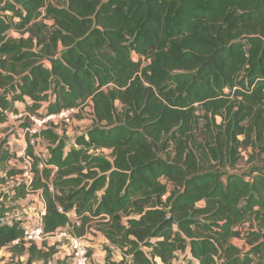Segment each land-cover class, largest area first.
I'll use <instances>...</instances> for the list:
<instances>
[{
  "label": "trees",
  "instance_id": "trees-1",
  "mask_svg": "<svg viewBox=\"0 0 264 264\" xmlns=\"http://www.w3.org/2000/svg\"><path fill=\"white\" fill-rule=\"evenodd\" d=\"M87 100L70 139L24 130L28 167L0 141V201L39 193L43 232L93 228L103 264H264V0H0V123L15 103L41 117ZM2 247L64 264L20 221Z\"/></svg>",
  "mask_w": 264,
  "mask_h": 264
},
{
  "label": "rangeland",
  "instance_id": "rangeland-1",
  "mask_svg": "<svg viewBox=\"0 0 264 264\" xmlns=\"http://www.w3.org/2000/svg\"><path fill=\"white\" fill-rule=\"evenodd\" d=\"M15 33V32H13ZM48 63V61H46ZM15 106L18 108V112L14 113L18 116L17 118H13L9 113L6 114V120L0 123V141H6L4 147H7L10 153H14L16 155L15 158L9 160L8 165L14 168H25L29 163V159L25 158V132L21 127L22 123H30L31 116L34 114L29 113L24 110L23 103H15ZM81 112L79 109V113L73 116L72 124L65 128L66 129V138L70 139L76 132L85 131L91 124L90 119L88 118L89 112L87 109L81 108ZM43 113V108L38 109L35 115H39ZM2 141V142H3ZM34 150L36 153L42 155L46 153V145L45 142H39L34 145ZM21 158V159H20ZM23 158V159H22ZM240 169L244 168V164L241 163L239 165ZM30 177V174H27L23 177L24 180H27ZM36 193H30L25 199L22 200H2L0 201V216L1 217H11L14 213H19L23 218H27L35 216L40 204L39 199L36 197ZM71 217V216H70ZM69 230L71 231L70 227ZM85 235L92 236L91 239L98 246L96 248H88L89 254L93 255V264H103L104 258L102 255H105V245L102 242V238L98 237L95 230L92 228L91 230H86ZM55 235H47L44 240L38 244L41 246L42 243H46L47 246H51L53 248V256L52 259L56 260L57 258L62 259L63 263H68V248L66 246L67 240L65 238L57 239L54 237ZM91 241V242H92ZM236 245L240 246L243 242L239 239H234ZM112 257L115 260H119L121 258V252L117 249H112ZM25 258L14 257L6 247L0 248V264H24ZM54 263V261H52ZM32 264H41L40 262H34Z\"/></svg>",
  "mask_w": 264,
  "mask_h": 264
},
{
  "label": "built area",
  "instance_id": "built-area-1",
  "mask_svg": "<svg viewBox=\"0 0 264 264\" xmlns=\"http://www.w3.org/2000/svg\"><path fill=\"white\" fill-rule=\"evenodd\" d=\"M9 36L11 37H17L18 33H9ZM84 109H87L88 112H90V100H87ZM78 107L74 108H68V109H62L58 113L55 114H49L45 116H31V122L29 123V127L26 128V131L30 135L37 134L42 128H46L47 125H55L63 128H67L72 124L73 116L78 114L79 112ZM13 118H17L20 115L14 114L13 112H7ZM39 142H43L39 137L37 138H31L30 144L32 145L33 149L35 148L34 145L38 144ZM34 153L39 157L40 161L37 165L38 169H42L44 165V159L47 155V150L45 154H38ZM28 158L29 157H25ZM30 163V159H29ZM29 166V165H28ZM27 166V167H28ZM56 170V167H53V171ZM27 174H30L28 171H25L23 174L17 175L13 180H22L23 177ZM30 178V177H29ZM28 178V179H29ZM50 189L52 187L50 186ZM36 197L39 199V208L37 212L35 213V216L33 218L27 217L23 218L19 213H14L11 217H1L0 216V224H11L12 221H20L21 227L23 229V239L27 243H35L39 244L41 243L44 238L47 236L43 232V225H42V215L44 214V203L39 193H36ZM71 216V217H70ZM69 217L73 224L79 225V220L77 217L71 213H69ZM53 235L57 239L65 238L67 240L66 246L68 248V263L66 264H91L92 258L90 257L88 246L84 240V238L78 237L73 235L70 230L69 226H65L64 228L59 229L57 232H55Z\"/></svg>",
  "mask_w": 264,
  "mask_h": 264
},
{
  "label": "crops",
  "instance_id": "crops-1",
  "mask_svg": "<svg viewBox=\"0 0 264 264\" xmlns=\"http://www.w3.org/2000/svg\"><path fill=\"white\" fill-rule=\"evenodd\" d=\"M72 214H74L73 212H72ZM75 215V214H74ZM97 235H98V237H101L102 238V236L99 234V233H96ZM83 238H84V240H85V242H86V244H87V246H88V248H96V246H98L95 242H93L91 239L93 238L92 236H87V235H83L82 236ZM92 241V242H91ZM102 242H104V240H103V238H102ZM232 242L234 243V244H236L235 243V241H234V239L232 240ZM105 244V243H104ZM241 246V245H240ZM104 256L105 255H102V257L104 258ZM90 257L92 258V260H93V255L91 256L90 255Z\"/></svg>",
  "mask_w": 264,
  "mask_h": 264
},
{
  "label": "water",
  "instance_id": "water-1",
  "mask_svg": "<svg viewBox=\"0 0 264 264\" xmlns=\"http://www.w3.org/2000/svg\"><path fill=\"white\" fill-rule=\"evenodd\" d=\"M167 221L172 222L173 221L172 217L171 216L167 217Z\"/></svg>",
  "mask_w": 264,
  "mask_h": 264
}]
</instances>
